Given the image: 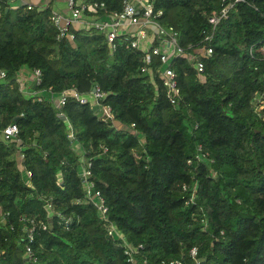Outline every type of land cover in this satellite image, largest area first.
I'll use <instances>...</instances> for the list:
<instances>
[{
  "label": "trees",
  "instance_id": "16d2710c",
  "mask_svg": "<svg viewBox=\"0 0 264 264\" xmlns=\"http://www.w3.org/2000/svg\"><path fill=\"white\" fill-rule=\"evenodd\" d=\"M84 1L104 2L107 12L122 8V0ZM152 1L160 22L204 66L200 81L185 56L173 59L176 107L156 72L158 58L142 73V51L122 37L112 50L104 33L82 25L58 40L51 3L11 9L0 0V132L16 124L24 154L22 170L17 143L0 138V264H128L124 241L140 245L135 264H264V106L254 109L256 96L264 101V0L235 1L210 41L207 17L221 0ZM22 67L30 81L40 70L37 86L18 80ZM26 87L55 96L98 87L113 118L101 120L99 107L71 96L57 108L55 99L24 94ZM197 144L206 158L188 166ZM81 156L91 161L117 239L84 201ZM183 183L197 184L194 202L185 203ZM32 218L47 223L30 244L35 262L24 251Z\"/></svg>",
  "mask_w": 264,
  "mask_h": 264
},
{
  "label": "built area",
  "instance_id": "2783aa9c",
  "mask_svg": "<svg viewBox=\"0 0 264 264\" xmlns=\"http://www.w3.org/2000/svg\"><path fill=\"white\" fill-rule=\"evenodd\" d=\"M9 1V0H8ZM19 5L11 6V9H16L19 6H25L27 9L34 7L32 4L25 2V0H17ZM235 1L221 0V7L212 11L207 21L211 26V33L206 34L204 40L210 41L213 36L215 27L222 19H225L228 15V11L232 7ZM64 3L68 9V14L64 15L59 11L52 10L50 20L57 29L56 38L58 40L63 37L73 38L70 28H74L79 25H86L92 27L98 32L104 33L109 47L115 49L116 38L122 37L123 42H127L131 48L139 49L142 51V65L140 71H150V66L154 57L160 61V68L156 69L158 77L161 80L162 86L165 90V96L168 102L176 107L179 99L181 98V92L174 70L170 67L174 58L179 56H185L189 62L193 65L200 81H204L203 76L204 66L200 58L195 54L185 52L178 43V33L171 25L162 24L159 17L162 15L161 10L154 9V3L152 0H122V8L119 11H105L104 2L99 1H84V0H64ZM103 11L104 15L99 16L98 12ZM152 37V40L150 38ZM155 43V44H154ZM202 56H209L211 54V48L204 46L200 48ZM264 51V47H263ZM34 84L37 86L40 83V70L34 69ZM4 71H0V80L4 79ZM88 95L84 96L74 89H66L59 93L56 97V106L60 108L66 103L69 96L74 97L80 103L90 102L101 110L100 119L103 121H111L113 118L111 109L109 106H104L99 103V100L103 98L104 92L98 87H94ZM24 94L27 96H35L37 100L45 97L43 93H37L34 90H25ZM46 98V97H45ZM264 106V101L260 97L254 98V109L260 110ZM61 114V113H60ZM70 139L73 138L72 132L68 134ZM0 138L5 141H15L18 145L17 158L19 161V168H22V160L24 154L22 152L23 147L20 144L18 138V127L16 124L11 123L6 125L0 132ZM103 152L106 151V147H102ZM205 153L202 151L201 144H197L195 153L192 157L186 160V164L191 166L192 163H198L203 161ZM81 170L80 177L84 189V201L92 204L95 208L98 218L101 221L102 226L105 229L106 235L110 238L117 239L120 237L115 229L114 224L108 216V206L105 203L100 191L95 188L94 182L91 179V161L81 156ZM27 178L31 176L29 170H25ZM181 189L184 192H189V197L186 198L185 203L194 202L196 198L197 184L194 183L191 186L183 183ZM45 208L49 212L52 211V205L49 200H46ZM68 220L64 223L66 224ZM46 230L47 223L43 220H35L34 218L29 220V225L24 228L25 230V243L24 251L25 256L32 262L36 261V256L31 249V243L34 240V235L37 230ZM140 247L131 246L130 244L123 242V252L126 256L128 264H135L134 254ZM188 255L196 260L197 249L191 247L188 251ZM160 264H183L182 258H172L168 260H161Z\"/></svg>",
  "mask_w": 264,
  "mask_h": 264
},
{
  "label": "crops",
  "instance_id": "0c3cea01",
  "mask_svg": "<svg viewBox=\"0 0 264 264\" xmlns=\"http://www.w3.org/2000/svg\"><path fill=\"white\" fill-rule=\"evenodd\" d=\"M55 1H57V0H55ZM25 2H27V3H30V4H32L34 7L35 6H38L39 8H44L45 6H48L50 3H51V7H52V10H54V8H53V2H54V0H45V3H43V4H34V3H32V1L31 0H25ZM56 3V2H55ZM54 3V4H55ZM64 3V2H63ZM9 6L11 7V6H15L16 5V1L15 0H9ZM65 4V3H64ZM66 6V5H65ZM60 11L59 12H61L62 11V8H60L59 9ZM56 11H58V10H56ZM62 13V12H61ZM63 14V13H62ZM64 15H67V14H64ZM76 27H79V25H77V26H75V28ZM150 40H152V37L150 38ZM32 79H31V81H30V71L29 70H23L22 72H21V74L19 75L20 77H18V80L19 81H21V80H23L22 82H31V84L33 85V83H34V76H33V72H32ZM30 84V86H32ZM22 89H23V87H22ZM25 90H28L29 89V87H26V88H24ZM43 95L46 97V98H49V99H56V97L57 96H55L54 94H52L51 92H45V93H43ZM78 149V148H77Z\"/></svg>",
  "mask_w": 264,
  "mask_h": 264
},
{
  "label": "rangeland",
  "instance_id": "374dc122",
  "mask_svg": "<svg viewBox=\"0 0 264 264\" xmlns=\"http://www.w3.org/2000/svg\"><path fill=\"white\" fill-rule=\"evenodd\" d=\"M16 1V5H19V2L17 1V0H15ZM32 1V3H34V4H43V3H45V0H31ZM56 2V3H55ZM64 2V0H57V1H55L54 0V2H53V8H54V10H58V11H60L59 9L60 8H62V13L63 14H68V9H67V7L65 6V4L63 3ZM55 3V4H54ZM23 69H25L26 70V67H22ZM23 71V70H22ZM20 77V76H19ZM21 78V77H20ZM22 79V78H21ZM23 80H21V82H22Z\"/></svg>",
  "mask_w": 264,
  "mask_h": 264
},
{
  "label": "water",
  "instance_id": "95a60500",
  "mask_svg": "<svg viewBox=\"0 0 264 264\" xmlns=\"http://www.w3.org/2000/svg\"><path fill=\"white\" fill-rule=\"evenodd\" d=\"M35 86V84L33 83V87ZM94 89H92V91H93Z\"/></svg>",
  "mask_w": 264,
  "mask_h": 264
}]
</instances>
